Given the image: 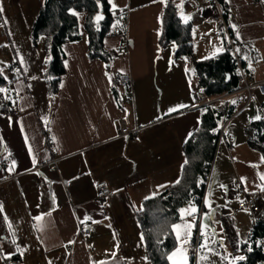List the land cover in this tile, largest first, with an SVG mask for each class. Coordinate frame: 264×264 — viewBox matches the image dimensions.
<instances>
[{"label":"crops","instance_id":"0c3cea01","mask_svg":"<svg viewBox=\"0 0 264 264\" xmlns=\"http://www.w3.org/2000/svg\"><path fill=\"white\" fill-rule=\"evenodd\" d=\"M41 2L0 0V71L7 81L0 87V163L6 164L0 167V264H150L136 213L180 177L183 146L201 120L194 62L224 52L214 11L209 0H174L182 22L192 24L194 53L176 61L173 44L160 46L161 0H107L121 16L103 41L106 51L118 52L120 20L126 21V53L112 64L133 82V103L121 98L122 105L104 63L88 60L86 16L74 12L81 39L62 46L65 74L52 102L42 74L45 38L31 39ZM226 2L238 56L255 68L256 86L251 100L240 88L213 97V104L235 101L226 125L230 142L216 150L202 214L188 205L176 224L186 227L173 228L185 247L199 223L201 264L243 261L252 226L264 219L261 210L252 217L237 206L242 191L264 188L262 156L247 143L249 125L264 117L263 14L252 0ZM122 120L140 131L120 137ZM100 182L110 190L104 200L96 198ZM168 260L189 262L186 253Z\"/></svg>","mask_w":264,"mask_h":264},{"label":"trees","instance_id":"16d2710c","mask_svg":"<svg viewBox=\"0 0 264 264\" xmlns=\"http://www.w3.org/2000/svg\"><path fill=\"white\" fill-rule=\"evenodd\" d=\"M74 12L86 16L84 28L88 37V60L98 59L104 63L112 83L111 90L122 105L118 74L112 69L113 61L119 53L106 51L103 45L104 39L112 34V27L117 20L114 16L117 11L110 8L107 0H42L31 30V39L37 44L41 37L45 38L46 59L42 74L50 100H55L65 74L62 46L81 39ZM98 17L101 19H97ZM169 44L175 47L176 61L193 57L192 24L182 22L174 0L164 2L162 14L160 46L164 49ZM194 74L210 96L232 94L239 89L241 83L236 73V64L226 52L209 60L194 62ZM203 75H206L207 80L202 79ZM6 83L0 71V87ZM261 107L264 109V103ZM236 108L229 101L201 107L200 125L183 146L185 162L179 183H174L145 201L142 210L136 213L150 264H170L168 257L177 245L173 226L179 223L184 204L202 205L205 186L200 185V181L214 161L217 141L214 131L233 116ZM248 129L253 133L247 141L248 146L260 153L264 162V118L251 123ZM44 131L47 135L46 128ZM262 197L264 200V188ZM191 199L194 201L189 204ZM261 241H264V219L254 222L250 233V247H242L245 259L235 264L264 263V249L257 246ZM187 264L194 263L189 260Z\"/></svg>","mask_w":264,"mask_h":264},{"label":"built area","instance_id":"2783aa9c","mask_svg":"<svg viewBox=\"0 0 264 264\" xmlns=\"http://www.w3.org/2000/svg\"><path fill=\"white\" fill-rule=\"evenodd\" d=\"M209 4L214 11V15L212 17V22L216 25L220 30V35L223 41L224 52L229 54L231 58L234 60L236 64V73L240 78V91L245 93L248 100L254 99L253 88L256 86L254 84V74L256 72L255 68L251 65H248L242 62L238 56L237 45L233 35V32L230 28V21L233 16L229 13V7L227 5L226 0H209ZM252 4L259 8L263 14L264 20V0H252ZM115 17L119 18L121 16L120 12H116L114 14ZM120 35L122 37V45L120 46L118 53L122 55L126 53L127 49V41H126V21L124 19L120 20L119 24ZM203 80H207L206 75L202 76ZM118 86L122 90L121 98L127 104L133 103V82L129 75H118ZM214 96H210L206 94L201 84H198L195 93L194 100L195 103L199 106L203 105H211L214 103ZM228 122V121H227ZM227 122L220 125L215 131L214 134L217 136L216 141V150L219 146L224 143L229 145L230 138L226 135V125ZM140 128L134 126L132 129H129L124 120L119 123V133L120 137H134ZM48 143H50V139L48 138ZM213 165V164H212ZM212 165L210 166L208 172L205 174L202 181H200V185L205 186V190L211 175ZM5 163H0L1 168H5ZM96 190V198L98 200H104L108 195H110V190L107 187L106 183L100 182L95 186ZM242 200L238 203V209L247 211L252 217H255L261 210L264 200L262 194L253 192V193H245L242 191ZM204 198V196H203ZM203 198L202 205L198 206V214L201 215L203 212ZM194 199H191L190 203H193ZM186 204L183 205L185 208ZM80 233L87 234L86 230H81ZM200 251V230L199 223H197L195 230L193 231V235L191 236L189 242L186 245V254L189 260H192L193 263L196 261Z\"/></svg>","mask_w":264,"mask_h":264},{"label":"rangeland","instance_id":"374dc122","mask_svg":"<svg viewBox=\"0 0 264 264\" xmlns=\"http://www.w3.org/2000/svg\"><path fill=\"white\" fill-rule=\"evenodd\" d=\"M215 25V24H214ZM220 31V30H219ZM216 104H220V103H217L216 102ZM259 117V116H258ZM262 117H263V114H262ZM264 118V117H263ZM262 118V119H263ZM257 121H259L258 119H257ZM263 190V189H262ZM189 207V206H188ZM187 207V208H188ZM260 216H264V204H263V206H262V208H261V214H260ZM182 226H184V227H186V224L185 223H182V224H180V226L179 227H182ZM180 229H182V228H180ZM195 229H193L192 230V233H191V236L193 235V231H194ZM177 245H176V249L177 248H180L181 249V252H180V254L182 253V254H184L185 255V253H186V246L184 247V245H183V240L181 239V234H180V239L178 240L177 239ZM189 242V241H188ZM188 242H186V243H188ZM185 244V243H184ZM187 245V244H186ZM257 246H259V247H262L263 249H264V241H261V242H259L258 243V245ZM176 249L173 251V252H175L176 251ZM179 254V253H178ZM199 255H200V253H199ZM198 255V257H197V259H196V261H194V264H201V260H200V256ZM245 257L243 256V259H244ZM243 259H241V260H243ZM240 260V261H241ZM171 262H174L173 260L171 261ZM209 262H211V260L209 261ZM212 262H214V263H212V264H215L217 261L216 260H214L213 259V261ZM170 264H174V263H170ZM206 264V263H205ZM259 264H264V263H259Z\"/></svg>","mask_w":264,"mask_h":264},{"label":"snow or ice","instance_id":"6c2138e0","mask_svg":"<svg viewBox=\"0 0 264 264\" xmlns=\"http://www.w3.org/2000/svg\"><path fill=\"white\" fill-rule=\"evenodd\" d=\"M162 3L166 2V0H161ZM115 7V6H114ZM0 11H2V9H0ZM97 19H101V17H98ZM0 91H4V89H0ZM233 103H235V101H233ZM257 119H259V117H257ZM261 179H264V177H261ZM176 183H179V180L176 181ZM192 212H195L196 209L195 208H192L191 209ZM185 214V210H181V215L183 216ZM190 214V213H189ZM37 219H40L39 217H37ZM179 225H174L173 228L174 230L176 228H178ZM177 239L179 240L180 239V234L177 233ZM185 243L187 242V240L184 241ZM201 247H205V245H201ZM186 251V250H185ZM181 252V249L180 248H177L175 252L172 253V256H176L178 253ZM172 256H169V259L171 260L172 259ZM241 259H243V257H241Z\"/></svg>","mask_w":264,"mask_h":264}]
</instances>
